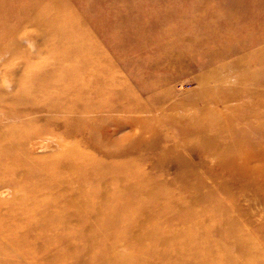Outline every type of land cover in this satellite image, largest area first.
<instances>
[{
	"label": "bare ground",
	"instance_id": "obj_1",
	"mask_svg": "<svg viewBox=\"0 0 264 264\" xmlns=\"http://www.w3.org/2000/svg\"><path fill=\"white\" fill-rule=\"evenodd\" d=\"M249 2L259 4L263 0H223L222 5L233 13L234 9ZM54 6L51 4L47 11L31 13L33 17L28 23L36 29L42 28L44 21L51 22L50 10ZM244 11L250 12L248 9ZM191 22V25L188 23L185 28L182 27L179 34H173L174 52L171 56H178L176 63L180 62V65L185 64L188 58L185 51H190L195 60H202V66L197 69L203 72L197 78L201 88L199 102L202 104V115L195 116L204 121L196 130L200 133L199 140L205 143L213 138H221L234 125L244 126L254 117L258 120L264 118V47L258 50L247 38L243 46L238 48L239 35L234 38L223 31L205 33L203 30L210 27V22L205 21L199 25L195 22L203 21ZM54 32L63 40L67 39L59 29L56 28ZM218 35L225 44L207 51L200 47V43L209 42V38ZM176 37L180 39L176 40ZM179 40L190 41L191 46L180 50L176 47ZM16 43L14 34L6 46H0V60L14 50L17 57H24L25 49ZM6 69L5 72L8 71ZM42 69V72L37 73L35 69L14 68L11 79L13 83L10 84L12 101L0 105V183H6L15 190L10 207L20 211L19 218L22 220L19 231H15L20 232L18 235L21 237L16 239L22 242L30 239L31 228H42L47 234L49 232L54 235H50L52 238L65 232L67 236L64 239L53 242L65 243V249L56 256V260H67V264H88L90 259L94 261L90 264H197L198 255L203 256L199 264H234L231 260L234 258H229L230 251L225 249L226 245L221 241L224 238L229 249L235 250L242 246L234 217V213L240 215V209L228 208L219 203L218 210H214L213 214L206 212L200 218L192 216L188 220L180 216L184 212L193 215V198L212 195L214 190L224 191L231 196L237 190L236 197L242 200L252 190L256 193L261 191L258 183L246 180L240 181L239 186L229 183V187L226 185L225 188L221 187L227 184L223 181L219 183L221 185L205 184L201 174L195 171V165L181 156V149L190 146L187 140L180 143L182 147L177 145L178 131L170 140L173 145L168 151L161 152L165 162L153 165L151 173L142 170L141 166L111 162L112 153L116 150L105 137V131L101 133L102 137L95 136L98 120L94 117L111 111V114H118L117 118L113 116L118 121L130 122L128 80H121L120 96L118 100L111 101L108 97L112 91L109 84L115 87V81L106 77L104 70H84V79L79 82L80 74L75 80H68V76L74 74L73 69ZM76 72L79 73V68H76ZM19 74L23 77L19 78ZM25 75L33 80L39 78V82L31 84L32 81H28L27 85ZM211 82L214 84L209 85ZM153 87L162 86L157 81ZM5 91L0 87V98H5ZM214 93L218 94V98ZM39 96H45L42 102ZM151 99L150 96L149 101ZM36 101L40 103L36 104ZM200 103L194 102L190 106L198 108ZM237 103L241 108H235ZM212 104H224L227 109H216ZM27 109H31L34 116L29 117ZM255 111L257 117L253 115ZM62 112L71 114V117L49 119L50 123L61 128L58 134H54L57 151L44 157L36 156L26 143L31 133L23 132L22 127L38 121L42 116ZM165 113L166 119L172 122V117H168L170 112ZM209 119L214 123L205 121ZM80 120H84L87 126L85 132L73 125ZM165 123L163 119L161 127ZM182 129L184 137L190 136L195 130L187 124ZM46 130L53 133L48 128L43 132L46 133ZM99 154L107 156V159H101ZM234 168L237 170V166ZM204 169L207 173L208 169ZM226 214L229 216L224 218ZM1 215L0 235H4V216L8 215ZM154 218L157 220L153 223L150 220ZM132 221L136 224L130 234L120 231V228ZM167 221L176 225L175 230L168 235L160 232V226ZM210 222L214 224L210 225ZM240 226V229H244V225ZM181 234L186 240L177 245L175 240ZM6 240L17 241L13 235ZM97 245L101 247L97 249ZM167 246L172 249L169 253L171 256L163 259L162 250Z\"/></svg>",
	"mask_w": 264,
	"mask_h": 264
},
{
	"label": "rangeland",
	"instance_id": "obj_2",
	"mask_svg": "<svg viewBox=\"0 0 264 264\" xmlns=\"http://www.w3.org/2000/svg\"><path fill=\"white\" fill-rule=\"evenodd\" d=\"M222 3L223 0H0V46H6L15 34L17 46L25 49L24 57H17L14 50L0 60V87L6 90L5 98H0V105L4 106L12 101L10 84L13 83L11 79L14 68L35 69L37 73L42 72V68L73 69L74 74L71 71L72 75L68 76V80L73 81L80 74L79 82L84 79V70H104L106 77L115 81V87L112 83L109 84L112 91L108 97L111 101L118 100L121 80L127 79L130 85V122L118 121V114H111V111L94 117L98 120L95 136L102 137L101 133L105 131V137L116 150L112 153L110 161L141 166L142 170L151 173L153 165L165 162L161 152L168 151L173 145L170 140L178 131L177 145L182 147L183 144L180 143L187 140L190 146L181 149V156L195 165V171L201 174L205 184L221 185L219 183L223 181L227 184L224 183L221 187L225 188L226 185L229 187V183L239 186L240 181L257 182L261 191L256 193L252 190L248 196H243L242 200L236 197L237 190L231 196L224 191L214 190L212 195L193 198V215L184 212V216H179L188 220L192 216L195 219L200 218L206 212L213 214L214 210H218L219 203L228 208L240 209V215L234 213V217L239 227L236 231L241 234L242 246L234 250L228 248L224 238L221 242L226 245L225 249L230 251L229 258H234L231 259L234 264H264V118L258 120L254 117L250 122L244 123V126L234 125L232 130L220 136L221 138L202 143L199 140L200 133L196 129L200 128L204 121L195 116L202 115V104L199 102L201 88L197 81L199 74L203 73L197 70L202 66V60H195L190 51H185L188 58L185 64L180 65V62L176 63L178 56H171L174 52L173 34H179L182 27L185 28L188 23L191 25V21H203L195 22L197 25L205 21L210 22V27L203 30L205 33L223 31L230 33L234 38L239 35L238 48L243 46L247 38L258 50L264 47V0L259 4L244 3L234 9L233 13L223 8ZM51 4H56V7H51L50 10L51 22L44 21V26L37 29L28 23L33 17L31 13L47 11V8H50L48 5ZM246 9L250 12H245ZM56 28L67 37L66 40L56 36ZM222 41L218 35L199 45L207 51L214 46L225 44ZM178 42L176 47L180 50L191 46L190 41ZM39 48L41 50H38ZM39 51L41 52L38 53ZM76 68H79V73ZM26 76L24 79H27V85L28 81H32L31 84L39 82V78L33 80ZM18 77L23 75L19 74ZM157 81L161 88L153 87ZM214 94L218 98V94ZM150 96L152 99L149 101ZM38 98L42 102L45 96ZM194 102L200 103V106H190ZM39 103L36 101V104ZM213 107L227 109L224 104ZM237 107L241 108L238 103L235 108ZM165 111L170 112L168 117H172V122L171 119H166ZM33 113L29 109L26 114L31 117L34 116ZM253 113L257 117L256 111ZM69 117L71 114L55 113L42 116L38 121L22 127L23 132L31 133L26 143L33 154L44 157L57 151L58 144L54 141V134H58L61 128L55 123H50L49 119L61 120ZM163 119L166 120V125L161 127ZM211 120L205 121L214 123ZM185 124L195 128L187 137L181 133ZM73 125L82 131L87 128L84 120ZM105 125L107 126L103 129ZM45 128L53 133L47 130L46 133L43 132ZM43 144L47 147L41 148ZM36 147L38 148L35 149ZM122 148L125 150L122 151ZM100 157L107 159V156ZM234 166H237V170ZM204 168L208 169L207 173ZM14 191L8 184L0 183V217L3 216L2 213L8 215L4 216V235H0V264H67V260H56V256L65 249V243L53 242L56 239H64L67 236L65 232H60L59 236L52 238L54 235L49 232L47 234L42 228H31L30 239L24 242L16 239L21 237L18 235L20 232L15 231H19L22 220L19 218L20 211L10 207L15 196ZM228 216L226 214L224 218ZM156 220L154 218L150 221L154 223ZM172 221L160 226L159 231L167 235L172 233L176 228ZM135 224L136 222L132 221L120 228V231L130 234L135 229ZM212 224L214 223L210 222V225ZM240 224L244 225V229H240ZM12 235L17 243L6 240ZM208 237L211 236L208 234ZM185 240L181 234L175 243L180 245ZM99 247L101 245H97V249ZM149 249L152 251V248ZM170 250L172 249L168 246L163 249L161 258L171 256ZM196 259L197 264L202 263L203 256L198 255ZM92 262L94 261L90 259L88 264Z\"/></svg>",
	"mask_w": 264,
	"mask_h": 264
}]
</instances>
